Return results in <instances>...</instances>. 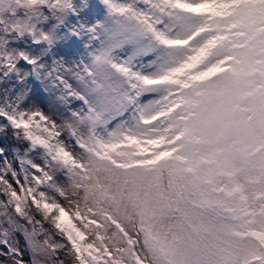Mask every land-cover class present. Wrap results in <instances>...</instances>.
<instances>
[{"label": "snow or ice", "instance_id": "1", "mask_svg": "<svg viewBox=\"0 0 264 264\" xmlns=\"http://www.w3.org/2000/svg\"><path fill=\"white\" fill-rule=\"evenodd\" d=\"M0 264H264V0H0Z\"/></svg>", "mask_w": 264, "mask_h": 264}, {"label": "rangeland", "instance_id": "2", "mask_svg": "<svg viewBox=\"0 0 264 264\" xmlns=\"http://www.w3.org/2000/svg\"><path fill=\"white\" fill-rule=\"evenodd\" d=\"M27 258V257H26Z\"/></svg>", "mask_w": 264, "mask_h": 264}]
</instances>
